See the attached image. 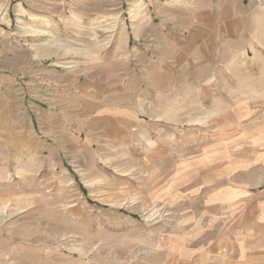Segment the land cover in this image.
I'll list each match as a JSON object with an SVG mask.
<instances>
[{
	"label": "rangeland",
	"instance_id": "1",
	"mask_svg": "<svg viewBox=\"0 0 264 264\" xmlns=\"http://www.w3.org/2000/svg\"><path fill=\"white\" fill-rule=\"evenodd\" d=\"M262 10L264 0H0V264H183L189 179L232 147L214 125L232 114L197 89L220 71L224 42L234 58H264L242 36ZM253 100L255 114L240 105L234 152L251 151V133L264 145V97ZM126 105L138 108L129 121Z\"/></svg>",
	"mask_w": 264,
	"mask_h": 264
},
{
	"label": "crops",
	"instance_id": "2",
	"mask_svg": "<svg viewBox=\"0 0 264 264\" xmlns=\"http://www.w3.org/2000/svg\"><path fill=\"white\" fill-rule=\"evenodd\" d=\"M260 12L264 13L263 10ZM262 22L263 25L256 26L254 32L250 29L248 34H242L246 52L249 47L255 52L262 50L264 55V21ZM220 23L219 18V22L216 21V37L223 40L220 33L223 34L225 30ZM223 45L225 52L220 71L215 78L201 77L197 94L202 96L206 93V96L222 98L221 113H230L232 116L231 119L223 115L215 117L214 125L221 130V136L217 140H221L220 143L223 144L231 139L232 147H227L229 151L226 153L217 152L203 158L215 162L210 161L199 178L194 175L189 179L191 188L186 192L185 198L191 200V205L184 202L185 210H190L184 221L185 224H191L189 234L184 237L189 244H185L182 252L175 250L174 255L182 258L183 264H264V145L256 147L258 138L251 133L248 137L251 151L234 152L241 139L238 133L241 126V103L251 105L246 112L255 114L256 101L253 98L264 97V58L240 60L234 58L233 50L228 52L225 42ZM167 79L172 82L174 76L169 74ZM171 92L175 96L174 90ZM195 96L190 92L188 97ZM170 103L172 102H168ZM135 109L126 105L122 119L129 121L134 118L131 115L129 119L127 117L129 112L136 115L138 108ZM167 114L162 124L169 126L175 122L176 114L175 111H168ZM184 114L190 118L191 122L188 124L192 126L191 110L188 107L184 108ZM254 124L255 121L243 123L248 128ZM160 127L162 126L158 124L157 128Z\"/></svg>",
	"mask_w": 264,
	"mask_h": 264
},
{
	"label": "trees",
	"instance_id": "3",
	"mask_svg": "<svg viewBox=\"0 0 264 264\" xmlns=\"http://www.w3.org/2000/svg\"><path fill=\"white\" fill-rule=\"evenodd\" d=\"M85 191V190H84Z\"/></svg>",
	"mask_w": 264,
	"mask_h": 264
}]
</instances>
